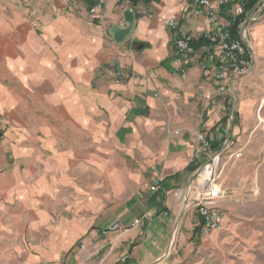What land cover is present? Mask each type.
<instances>
[{"label": "crops", "instance_id": "obj_1", "mask_svg": "<svg viewBox=\"0 0 264 264\" xmlns=\"http://www.w3.org/2000/svg\"><path fill=\"white\" fill-rule=\"evenodd\" d=\"M91 5V0L71 7L61 0L0 4V211L45 213L50 163L64 177L68 165L75 173L104 171L110 181L131 179L132 191L116 215L62 239L59 254L45 261L153 264L167 250L177 220L178 246L187 238L185 230L196 226L193 234L198 227L193 206L203 186L198 170L211 156L196 134H206L212 155L243 153L239 140L255 128L249 121L258 99L243 92L248 76L216 79L202 40L211 26L190 15L184 0L134 4L132 31L121 44L111 32L124 27L123 4L107 0L101 19L91 18ZM139 7L151 16H141ZM171 15L195 38L196 55L185 79L174 63L173 33L156 20ZM259 19L247 32L255 41L264 37V11L252 20ZM228 21L222 10L218 24ZM243 42L250 50L246 38ZM250 64L252 69L254 61ZM225 189L232 196L220 209L235 212L248 189ZM113 223L119 228L109 230Z\"/></svg>", "mask_w": 264, "mask_h": 264}, {"label": "rangeland", "instance_id": "obj_2", "mask_svg": "<svg viewBox=\"0 0 264 264\" xmlns=\"http://www.w3.org/2000/svg\"><path fill=\"white\" fill-rule=\"evenodd\" d=\"M11 2L0 0V4ZM257 11H264V0H257L251 11L246 9L243 23L254 67L245 75L248 78L242 88L243 92L258 99L254 117L249 121L255 128L247 129L239 140L245 147L240 159L224 153L216 164L208 167L216 183L228 190L237 185L245 186L247 196L235 212L226 207L220 209L226 216L221 231L203 237L198 231L191 234L196 227L192 226V230L183 232L187 238L178 246V227L174 228L171 250L161 264H264V37L255 41L247 36L251 25L262 21L252 20ZM117 167L121 169L122 165ZM203 168L198 170V175ZM56 169L52 163L45 165V213L0 211V264H48L45 258L59 254L62 239H73L92 222L97 224L116 215L134 184L131 179L127 183L110 181L101 170L95 175L75 173L73 166L66 165L64 177L56 173ZM199 184L204 182L199 180ZM229 200L231 198H227V204ZM32 220L33 228L29 226ZM174 247L181 249L178 255L174 254Z\"/></svg>", "mask_w": 264, "mask_h": 264}, {"label": "built area", "instance_id": "obj_3", "mask_svg": "<svg viewBox=\"0 0 264 264\" xmlns=\"http://www.w3.org/2000/svg\"><path fill=\"white\" fill-rule=\"evenodd\" d=\"M67 7H71L78 0H61ZM92 5L89 9V14L92 19H101V9L106 4L107 0H91ZM122 3L125 8L133 10V5L143 3L147 0H117ZM257 1V0H256ZM247 0H184L185 9L195 18H202L211 26L202 33V38L206 42L210 51L207 53L206 59L213 66L216 72V79L224 82L230 76L240 78L245 76L250 68V54L244 45L246 35L245 27L242 21L237 26L236 35H232V23L236 18L246 15ZM225 10L231 21L225 24H218V14ZM141 16H151L150 12L145 7L137 8ZM258 12V11H257ZM249 15H247L248 17ZM246 17V18H247ZM158 23L165 26L173 33L172 44L175 50L174 63L178 66V72L182 79L186 78V66L189 59L196 55L193 43L195 38L193 34L184 29L180 20L176 15L168 17L157 16ZM221 90H225L221 87ZM196 137L199 143L205 149L206 154L210 157L204 167L212 166L215 160L218 162L221 153L212 155L209 142L205 133H197ZM242 150H237L230 154V158L240 159ZM151 191H156L157 187L150 188ZM228 198L227 190L220 184L216 183L211 175L202 186V190L193 200V206L196 208L198 217V227L200 235L208 236L212 232L221 231L223 227V216L220 211V202ZM138 224V220L134 221V225ZM119 228L117 223H114L109 229L116 230ZM126 258H122L121 262H125Z\"/></svg>", "mask_w": 264, "mask_h": 264}, {"label": "water", "instance_id": "obj_4", "mask_svg": "<svg viewBox=\"0 0 264 264\" xmlns=\"http://www.w3.org/2000/svg\"><path fill=\"white\" fill-rule=\"evenodd\" d=\"M133 22H134L133 11L131 9L124 10V12H123L124 27L118 28V29L116 28L113 32H111L113 41L116 44H121L124 41V39L130 35V33L132 31ZM178 222H179V220H177L174 228L177 227ZM174 231L175 230H173V233H174ZM172 242H173V234H172V237H171V240L169 242L167 250L165 251L163 256L161 258H159L158 260H156L153 264H161V262L169 255V252H170L171 247H172Z\"/></svg>", "mask_w": 264, "mask_h": 264}, {"label": "trees", "instance_id": "obj_5", "mask_svg": "<svg viewBox=\"0 0 264 264\" xmlns=\"http://www.w3.org/2000/svg\"><path fill=\"white\" fill-rule=\"evenodd\" d=\"M256 0H247L246 3V9L251 11L253 9V6L255 5ZM244 16H241L239 18H236L234 22L232 23L231 33L232 35H236L237 33V26L244 20ZM204 41V39L202 38ZM205 42V41H204ZM206 43V42H205ZM193 46L195 47V44L193 43ZM195 231L199 232V228H197Z\"/></svg>", "mask_w": 264, "mask_h": 264}, {"label": "bare ground", "instance_id": "obj_6", "mask_svg": "<svg viewBox=\"0 0 264 264\" xmlns=\"http://www.w3.org/2000/svg\"><path fill=\"white\" fill-rule=\"evenodd\" d=\"M217 163V161L215 160V164ZM211 170L210 168L206 167L203 169V171L200 173V180L202 182H205L211 175Z\"/></svg>", "mask_w": 264, "mask_h": 264}]
</instances>
